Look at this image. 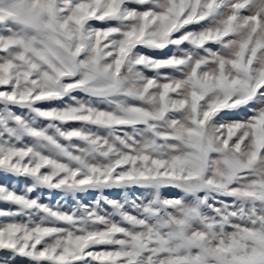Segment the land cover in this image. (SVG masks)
<instances>
[{
	"label": "snow or ice",
	"instance_id": "obj_1",
	"mask_svg": "<svg viewBox=\"0 0 264 264\" xmlns=\"http://www.w3.org/2000/svg\"><path fill=\"white\" fill-rule=\"evenodd\" d=\"M0 173V264H264V0H0Z\"/></svg>",
	"mask_w": 264,
	"mask_h": 264
},
{
	"label": "rangeland",
	"instance_id": "obj_2",
	"mask_svg": "<svg viewBox=\"0 0 264 264\" xmlns=\"http://www.w3.org/2000/svg\"><path fill=\"white\" fill-rule=\"evenodd\" d=\"M243 14H251V13L248 12L247 10H245L243 12ZM94 26L100 27V26H104V25H101L100 23H95ZM149 75H151V73H149ZM78 95H81V94H78ZM44 106H49V105H44ZM55 106H62V104H57ZM252 107H258V105H253ZM14 111L19 112L20 109L17 108V109H14ZM251 114H252L251 111H249L248 109H245L244 112L240 113L239 115H237V116H229V117H226V119H242V118H247V116H249ZM71 126L78 127L79 125L78 124H73ZM0 183H8V184L16 183L17 187H18V190H22L23 187L25 186V184L28 183V182L24 181L23 179H21L19 181H15L12 178L7 177L6 175L0 173ZM107 194L109 196H112V197H119V195H120V193H118V192H109ZM133 194L135 195L137 193L134 191ZM164 194L166 196L177 195V193L174 192V191H166ZM44 196H45V199H44L43 202L48 203L50 205L57 206V204L59 203V206L62 207L63 209H65V210H67V209H69V208L74 206L73 199L69 198V197H65L63 195V193H61L58 190H55V191H53L51 193H47L46 192L44 194ZM95 196H96V193H89V194L81 197V199H83L85 203H91L94 200ZM10 207H11V205H9L7 203H4V202H0V209L6 210V209H9ZM2 222H7V221L4 218H0V223H2ZM18 264H29V261L18 258Z\"/></svg>",
	"mask_w": 264,
	"mask_h": 264
}]
</instances>
